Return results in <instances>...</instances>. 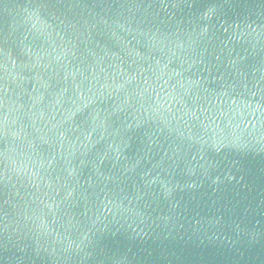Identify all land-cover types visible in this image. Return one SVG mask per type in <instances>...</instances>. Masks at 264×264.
<instances>
[{
	"label": "water",
	"instance_id": "95a60500",
	"mask_svg": "<svg viewBox=\"0 0 264 264\" xmlns=\"http://www.w3.org/2000/svg\"><path fill=\"white\" fill-rule=\"evenodd\" d=\"M0 264H264V0H0Z\"/></svg>",
	"mask_w": 264,
	"mask_h": 264
}]
</instances>
